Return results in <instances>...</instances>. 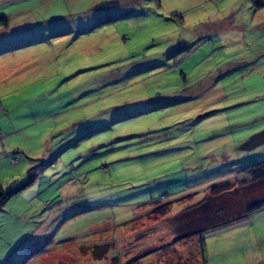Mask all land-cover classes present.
<instances>
[{
    "label": "rangeland",
    "instance_id": "1",
    "mask_svg": "<svg viewBox=\"0 0 264 264\" xmlns=\"http://www.w3.org/2000/svg\"><path fill=\"white\" fill-rule=\"evenodd\" d=\"M263 133L264 0H0V264H264Z\"/></svg>",
    "mask_w": 264,
    "mask_h": 264
},
{
    "label": "trees",
    "instance_id": "2",
    "mask_svg": "<svg viewBox=\"0 0 264 264\" xmlns=\"http://www.w3.org/2000/svg\"><path fill=\"white\" fill-rule=\"evenodd\" d=\"M4 21L6 22V20L4 19ZM4 21H2L4 23ZM241 172L245 175H247L249 177V179L247 181H243V183L241 184L242 186H247V187H253L254 189L255 187H257L259 184L264 183V161H261L259 163H255L249 166H246L245 168H243L241 170ZM231 182L225 183L224 185L215 188L211 193L212 194H216L217 192H219V194L221 192L224 191V193H230V188H231ZM226 185V187H224ZM239 187V186H237ZM20 190V188H15L12 190H6L4 191V189L0 186V206L7 201L9 198H11L13 195H15L18 191ZM235 191V190H232ZM220 195H218V198H222L219 197ZM207 198L205 197L203 200H201L199 203H196L194 205H191L190 207H188V209H194V207H200V205H202V203L204 201H206ZM220 201H223L222 199H218L217 203H219ZM160 205V204H159ZM262 206H264V198L262 200H259L257 202H252L251 204H249L248 206L245 207L244 212L246 214L251 213L252 211L261 208ZM158 209V210H157ZM154 211H157L159 213H165L166 209L165 206H158L156 205V207L154 208ZM184 219V220H183ZM212 220H206V222H201L200 218H175L174 220V228L176 229V232H183L187 231L185 235L181 236L180 238L184 239L187 236H194V235H199L200 233H202L205 229L209 228H213L215 226V223L217 221L216 218H212ZM228 219V218H223ZM187 220V222H186ZM195 220L194 224L188 225V221H192ZM191 223V222H190ZM193 225V226H192ZM185 229V230H183ZM189 234V235H188ZM176 236V235H175ZM179 240V237H177L176 239H174V241L162 245L161 247H159L157 250L159 253L164 252L166 250H171V252H173V250L175 251L174 253L177 254L176 250L177 248L174 246V244H176V242ZM197 247L198 249H196L197 251L195 252L196 254H194L193 256H195V262L197 261V256H199L200 259V263L201 264H205V257H204V241L202 239H198L197 242ZM38 250H36L34 253H31V256L34 255ZM88 250L87 249H82V255H86ZM92 255L94 256L93 258L95 260H102L103 259V251H102V246H95L93 247L92 250H90ZM167 253V252H166ZM193 258V257H192ZM188 263V262H187ZM186 263V264H187ZM165 264V263H163ZM170 264H185V261L181 260V257L178 258V260L174 263H170Z\"/></svg>",
    "mask_w": 264,
    "mask_h": 264
},
{
    "label": "crops",
    "instance_id": "3",
    "mask_svg": "<svg viewBox=\"0 0 264 264\" xmlns=\"http://www.w3.org/2000/svg\"><path fill=\"white\" fill-rule=\"evenodd\" d=\"M87 255V254H86ZM86 255H82L83 257H85ZM24 258L20 261H15V264H24V262L26 261V259L28 260L31 257V254H27V252L24 254L23 256Z\"/></svg>",
    "mask_w": 264,
    "mask_h": 264
},
{
    "label": "water",
    "instance_id": "4",
    "mask_svg": "<svg viewBox=\"0 0 264 264\" xmlns=\"http://www.w3.org/2000/svg\"><path fill=\"white\" fill-rule=\"evenodd\" d=\"M262 137H264V133H263Z\"/></svg>",
    "mask_w": 264,
    "mask_h": 264
}]
</instances>
